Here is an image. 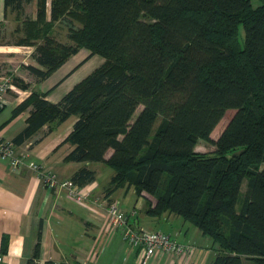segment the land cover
I'll list each match as a JSON object with an SVG mask.
<instances>
[{
	"label": "trees",
	"instance_id": "16d2710c",
	"mask_svg": "<svg viewBox=\"0 0 264 264\" xmlns=\"http://www.w3.org/2000/svg\"><path fill=\"white\" fill-rule=\"evenodd\" d=\"M20 29L13 43L34 46L36 65L22 67L35 81L80 48L104 61L57 102L32 90L11 114L30 110L14 145L75 115L65 160L84 164L73 183L92 182L86 163L102 162L114 170L107 195L132 187L149 215L191 222L216 245L209 264H264V0H51L49 19L38 0ZM200 140L213 149L196 150Z\"/></svg>",
	"mask_w": 264,
	"mask_h": 264
},
{
	"label": "crops",
	"instance_id": "0c3cea01",
	"mask_svg": "<svg viewBox=\"0 0 264 264\" xmlns=\"http://www.w3.org/2000/svg\"><path fill=\"white\" fill-rule=\"evenodd\" d=\"M50 1L46 0V19H49ZM37 4L38 0H28L21 9L12 10L5 7L4 0H0V40L8 41L0 43V75L17 76L30 83L29 87L22 88L15 82L16 90H9L5 96L0 110V135L7 140H12L26 126L29 108L13 117L11 114L32 90L46 92L49 101L57 102L104 61L100 55H90L87 49L80 48L46 79L35 81L22 67L23 64L36 65L32 56L34 46L16 45L13 42L23 34L20 26L24 18H36ZM61 26L56 22L52 34L59 41L66 42L67 31L64 29L63 33ZM75 120L76 116L70 115L51 130L45 125L32 138L14 145L15 155L23 162L17 168L10 166L9 159L0 157V264H44L46 260L54 264H138L139 249L128 246L120 229L108 219L107 201H119L116 196L118 188L109 195L106 193L114 172L108 173V177L100 181L102 166L87 162L95 170L96 176L88 183L91 187L88 199L78 202L63 189L44 186L38 172L30 167V163H35L42 170L55 172L60 180L70 179L73 172L84 164L65 160L73 146L64 142V138ZM138 197L137 208H145L146 211L145 198ZM173 214L166 211L153 217L166 215L169 219ZM134 224L146 230H158L148 227L142 216L135 218ZM200 232H194L191 238L185 236L186 241L182 243L197 248L194 257L196 264H209L216 245L212 241L203 243L204 237L199 236ZM38 235L39 252L34 257ZM149 264L182 263L172 261L167 254H159Z\"/></svg>",
	"mask_w": 264,
	"mask_h": 264
},
{
	"label": "built area",
	"instance_id": "2783aa9c",
	"mask_svg": "<svg viewBox=\"0 0 264 264\" xmlns=\"http://www.w3.org/2000/svg\"><path fill=\"white\" fill-rule=\"evenodd\" d=\"M9 90H16V84L7 74L0 75V110ZM0 157L9 159L10 166L17 168L23 164L22 160L14 153L12 140H7L0 135ZM30 167L38 172L42 184L52 189H63L67 194L78 202L88 199L91 187L84 184L79 186L70 179L60 180L52 170H42L35 163ZM106 211L111 224L119 228L124 242L138 248L140 251L138 264H149L150 260L159 254H167L173 261H180L182 264H196L194 257L197 248L190 244L179 242L169 234L159 230H146L134 224L129 214L121 209L119 201H107ZM134 211L131 212L133 214ZM1 258V257H0Z\"/></svg>",
	"mask_w": 264,
	"mask_h": 264
},
{
	"label": "rangeland",
	"instance_id": "374dc122",
	"mask_svg": "<svg viewBox=\"0 0 264 264\" xmlns=\"http://www.w3.org/2000/svg\"><path fill=\"white\" fill-rule=\"evenodd\" d=\"M62 32L64 33V28L62 29ZM240 35H241V37H243L242 27H240ZM6 41L2 39V40H0V43L5 44ZM10 77L12 78V76H10ZM12 80H13V78H12ZM13 82L15 83L14 80H13ZM140 109H141V105L138 106L136 113ZM233 113H234L233 109L226 110L222 119L218 122V124L215 126V128L211 132V137L217 138V136L222 131V129L224 128V126L226 125V123L228 122L230 117L233 115ZM195 149L198 151H209V150L213 149V147L210 146L204 140H200L198 142L197 146L195 147ZM93 164H95V165L99 164L102 166V167H100L101 172L99 174L100 181H104L108 177V175H109L108 173L114 172L112 167H110L108 165H104V164L102 165L101 162H94ZM116 196L119 199L121 209L129 214V218L133 223L135 221V218L142 216V217H144V222L148 225V227H153V229H158L162 232H165V233L169 234L172 238L177 239L178 241H181V242L186 241V238H191L192 236H194L193 235L194 232H196L197 234H198V232H200V230L195 225H193L189 221H185L183 219V217L180 215L173 214V216L169 219L167 218L166 215L157 218V217H153V216L148 215L145 211V208L138 209L136 206V201L139 197L137 196V194L135 193V191L132 187H130V188L120 187V188H118L116 191ZM147 197H149L152 201H154V198L151 197L150 195H147ZM142 200H144V199H142ZM126 210H128V211H126ZM132 210H134L133 214H131ZM185 236H187V237L185 238ZM199 236L204 237V239L202 241L203 243H205V241L211 243V241H212L210 237H208L206 235H202L201 232L199 233ZM202 242H200V243H202ZM128 246H130V245H128ZM244 264H254V263L250 260H244Z\"/></svg>",
	"mask_w": 264,
	"mask_h": 264
}]
</instances>
